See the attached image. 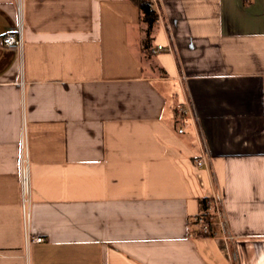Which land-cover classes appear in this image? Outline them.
I'll use <instances>...</instances> for the list:
<instances>
[{
    "label": "crops",
    "instance_id": "0c3cea01",
    "mask_svg": "<svg viewBox=\"0 0 264 264\" xmlns=\"http://www.w3.org/2000/svg\"><path fill=\"white\" fill-rule=\"evenodd\" d=\"M151 2L0 0V264H264V0Z\"/></svg>",
    "mask_w": 264,
    "mask_h": 264
},
{
    "label": "built area",
    "instance_id": "2783aa9c",
    "mask_svg": "<svg viewBox=\"0 0 264 264\" xmlns=\"http://www.w3.org/2000/svg\"><path fill=\"white\" fill-rule=\"evenodd\" d=\"M154 1V0H153ZM153 2H151V6L153 7ZM154 8V7H153ZM17 11L19 12V15L21 14V8L18 6ZM17 31L14 33H9L6 35H3L1 40L3 41V44L10 48H18L19 46H22L23 40V25H21V21L18 22ZM164 47L157 46L156 48H151V53L156 54L157 52H161ZM191 107L186 106H180L179 114L181 116L182 124L180 125L178 132L180 134L185 132V127L188 125V116L191 115ZM23 149L24 143H23ZM194 164L198 169L203 168L204 166H208V159L205 157L201 158H195ZM21 184H22V212L24 215V224L27 228L30 220H31V212L29 210L30 205V183H29V169H28V155L25 153V159L23 160V167L21 172ZM207 199V209L204 211H200L194 218V221L192 223V226L194 228H191L189 236L192 238L199 237V233L201 235H210L213 228H216L217 221L215 218L217 216H221V209L220 206V200L216 198L215 196H209ZM31 243H42L44 242V238L37 236L34 239H30Z\"/></svg>",
    "mask_w": 264,
    "mask_h": 264
},
{
    "label": "trees",
    "instance_id": "16d2710c",
    "mask_svg": "<svg viewBox=\"0 0 264 264\" xmlns=\"http://www.w3.org/2000/svg\"><path fill=\"white\" fill-rule=\"evenodd\" d=\"M136 5L138 6V8H140L141 11V18H142V22L146 23L148 25V30L147 33L149 34L151 32V30L153 29V27L157 24V20H158V16H157V12L156 10L151 6V0H133ZM151 43L147 42L146 46H145V51H147V53L152 54L151 53ZM200 207H201V211L206 210L207 207V199H201L200 201ZM194 219L191 220V228H194L192 226ZM215 235V228L212 229V232L210 233V235H201L199 233L198 236H200V238H210V237H214Z\"/></svg>",
    "mask_w": 264,
    "mask_h": 264
}]
</instances>
